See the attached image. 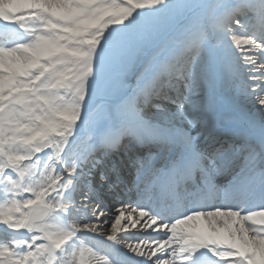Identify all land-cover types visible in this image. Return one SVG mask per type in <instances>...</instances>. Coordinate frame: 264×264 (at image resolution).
I'll use <instances>...</instances> for the list:
<instances>
[{"label": "snow or ice", "instance_id": "obj_1", "mask_svg": "<svg viewBox=\"0 0 264 264\" xmlns=\"http://www.w3.org/2000/svg\"><path fill=\"white\" fill-rule=\"evenodd\" d=\"M0 264H264V0H0Z\"/></svg>", "mask_w": 264, "mask_h": 264}]
</instances>
